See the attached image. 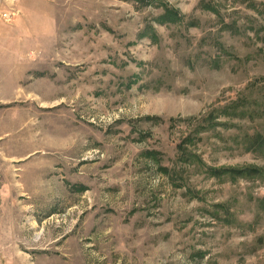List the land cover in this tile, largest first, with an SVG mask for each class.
Segmentation results:
<instances>
[{
    "label": "rangeland",
    "instance_id": "rangeland-1",
    "mask_svg": "<svg viewBox=\"0 0 264 264\" xmlns=\"http://www.w3.org/2000/svg\"><path fill=\"white\" fill-rule=\"evenodd\" d=\"M0 264H264V0H0Z\"/></svg>",
    "mask_w": 264,
    "mask_h": 264
},
{
    "label": "trees",
    "instance_id": "trees-1",
    "mask_svg": "<svg viewBox=\"0 0 264 264\" xmlns=\"http://www.w3.org/2000/svg\"><path fill=\"white\" fill-rule=\"evenodd\" d=\"M164 16H166L167 18H168V21H171V19L170 18H174V20L176 19V12H174V11H167L166 10V12L164 13ZM174 20H172L171 22H174ZM259 137V136H258ZM263 144L262 143V138L261 137H259V143L257 144V147H258V145L259 144ZM255 148V147H254ZM181 154H182V156L183 157H185V156H187V154L184 152V151H181ZM196 156V155H195ZM215 170V169H214ZM216 171V170H215ZM226 172H228L229 174H233V173H235V174H240V173H242L245 177H247L248 176V174L250 175L251 173H253V172H256L257 174H263V172H262V169L261 168H252V167H249V168H244V169H238V170H235V169H229L228 171H226ZM248 177H250V176H248Z\"/></svg>",
    "mask_w": 264,
    "mask_h": 264
},
{
    "label": "built area",
    "instance_id": "built-area-1",
    "mask_svg": "<svg viewBox=\"0 0 264 264\" xmlns=\"http://www.w3.org/2000/svg\"><path fill=\"white\" fill-rule=\"evenodd\" d=\"M4 17H7L6 15H4Z\"/></svg>",
    "mask_w": 264,
    "mask_h": 264
}]
</instances>
